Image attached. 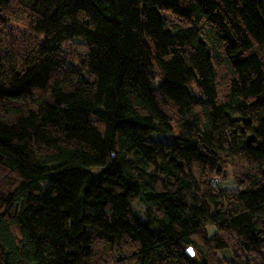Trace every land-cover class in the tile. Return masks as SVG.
Segmentation results:
<instances>
[{
    "label": "trees",
    "instance_id": "16d2710c",
    "mask_svg": "<svg viewBox=\"0 0 264 264\" xmlns=\"http://www.w3.org/2000/svg\"><path fill=\"white\" fill-rule=\"evenodd\" d=\"M0 264H264V0H0Z\"/></svg>",
    "mask_w": 264,
    "mask_h": 264
},
{
    "label": "rangeland",
    "instance_id": "374dc122",
    "mask_svg": "<svg viewBox=\"0 0 264 264\" xmlns=\"http://www.w3.org/2000/svg\"><path fill=\"white\" fill-rule=\"evenodd\" d=\"M164 136H158V138H163ZM219 184H221L223 187H227V188H231V187H235V182L234 179L231 175V169L229 170L228 174L226 175L225 179L223 180H219ZM133 206L135 210H143L144 206L139 204L138 200H134L133 201ZM216 231V227L215 226H210L208 227V232L210 235H213ZM220 257L223 258H227V259H231V252L227 251V250H220L218 252Z\"/></svg>",
    "mask_w": 264,
    "mask_h": 264
},
{
    "label": "water",
    "instance_id": "95a60500",
    "mask_svg": "<svg viewBox=\"0 0 264 264\" xmlns=\"http://www.w3.org/2000/svg\"><path fill=\"white\" fill-rule=\"evenodd\" d=\"M187 252H188L190 255L194 256V251H193L192 247H189V248L187 249Z\"/></svg>",
    "mask_w": 264,
    "mask_h": 264
}]
</instances>
